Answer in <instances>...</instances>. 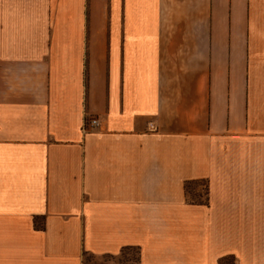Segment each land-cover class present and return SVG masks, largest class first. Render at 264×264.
I'll return each instance as SVG.
<instances>
[{"label": "crops", "instance_id": "crops-1", "mask_svg": "<svg viewBox=\"0 0 264 264\" xmlns=\"http://www.w3.org/2000/svg\"><path fill=\"white\" fill-rule=\"evenodd\" d=\"M125 249L264 264V0H0V264Z\"/></svg>", "mask_w": 264, "mask_h": 264}, {"label": "rangeland", "instance_id": "rangeland-1", "mask_svg": "<svg viewBox=\"0 0 264 264\" xmlns=\"http://www.w3.org/2000/svg\"><path fill=\"white\" fill-rule=\"evenodd\" d=\"M188 192L192 196V199H196V196H198L199 194L204 195V188L198 187L197 185L193 184L190 187H188ZM203 198H204V196H203ZM132 256H136V251L133 250V249H130V250L127 249L126 251H124V255L123 256L120 255L118 257H115L114 258L115 259L114 262L121 261V262L127 264L126 260L129 257H132ZM112 261L113 260H110V259L105 258V257L104 258H95V259H93V262L95 264H104L105 262H112Z\"/></svg>", "mask_w": 264, "mask_h": 264}, {"label": "trees", "instance_id": "trees-1", "mask_svg": "<svg viewBox=\"0 0 264 264\" xmlns=\"http://www.w3.org/2000/svg\"><path fill=\"white\" fill-rule=\"evenodd\" d=\"M194 185H197V183H193ZM193 184H191V185H193ZM191 185H189L188 184V187H190ZM202 186H204V195H202V194H199L198 196H196V199H197V197H203L204 196V201H198V202H202V203H204V204H207V201H208V188L206 187V184L204 183ZM188 187H187V189H188ZM195 199V200H196ZM127 249H125L124 251H126ZM130 250V249H129ZM133 250H135L136 251V256H132V257H129L126 261H127V263L128 262H132L133 264H137V262H138V255H139V252L136 250V249H133ZM124 251L121 253V255L123 256L124 255ZM107 258V257H106ZM110 260H115L114 258L115 257H108ZM116 263H118V264H125V263H123V262H121V261H117ZM220 264H223V262L222 263H220Z\"/></svg>", "mask_w": 264, "mask_h": 264}, {"label": "built area", "instance_id": "built-area-1", "mask_svg": "<svg viewBox=\"0 0 264 264\" xmlns=\"http://www.w3.org/2000/svg\"><path fill=\"white\" fill-rule=\"evenodd\" d=\"M101 125L100 118L98 117H90L88 121L84 124L83 131L88 132L91 130H96Z\"/></svg>", "mask_w": 264, "mask_h": 264}]
</instances>
